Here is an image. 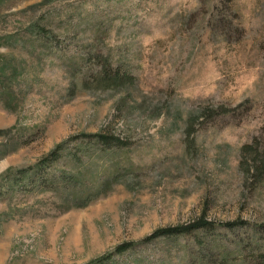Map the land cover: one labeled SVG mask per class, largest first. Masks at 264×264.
Returning <instances> with one entry per match:
<instances>
[{
  "label": "rangeland",
  "instance_id": "obj_1",
  "mask_svg": "<svg viewBox=\"0 0 264 264\" xmlns=\"http://www.w3.org/2000/svg\"><path fill=\"white\" fill-rule=\"evenodd\" d=\"M263 254L264 0H0V264Z\"/></svg>",
  "mask_w": 264,
  "mask_h": 264
},
{
  "label": "trees",
  "instance_id": "obj_2",
  "mask_svg": "<svg viewBox=\"0 0 264 264\" xmlns=\"http://www.w3.org/2000/svg\"><path fill=\"white\" fill-rule=\"evenodd\" d=\"M117 78H120L119 76ZM98 138V141L101 142V144H104V145H107L109 144L110 142L108 141L107 137L106 136H103V135H98L97 136ZM114 142L118 143V144H122V142L120 140H114ZM202 224H205V223H202ZM189 230V227H181V228H175V229H170V230H164V231H161L159 233H156L155 235L158 236V235H163V234H171V233H175V232H186ZM122 248V247H121ZM118 249L119 251H123L124 249ZM262 263L264 264V254L262 255Z\"/></svg>",
  "mask_w": 264,
  "mask_h": 264
}]
</instances>
